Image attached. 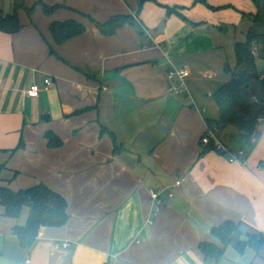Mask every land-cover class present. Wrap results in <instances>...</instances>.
I'll list each match as a JSON object with an SVG mask.
<instances>
[{
	"label": "crops",
	"instance_id": "0c3cea01",
	"mask_svg": "<svg viewBox=\"0 0 264 264\" xmlns=\"http://www.w3.org/2000/svg\"><path fill=\"white\" fill-rule=\"evenodd\" d=\"M254 1L0 0L2 15L19 5L20 23L0 29V186L43 183L66 198L69 215L23 248L13 229L28 211L7 217L0 205V264H264V244L227 246L217 263L199 249L223 246L211 230L225 221L264 233V121L251 146L233 127L219 131L231 152L244 151L239 161L201 141L238 42L230 63L216 35L252 22ZM120 16L129 20L111 35L97 26ZM68 20L85 31L58 44L50 26ZM169 60L189 71L204 112L168 91ZM33 83L37 97L27 95ZM48 132L60 146L48 145ZM180 179L153 216L150 191Z\"/></svg>",
	"mask_w": 264,
	"mask_h": 264
},
{
	"label": "trees",
	"instance_id": "16d2710c",
	"mask_svg": "<svg viewBox=\"0 0 264 264\" xmlns=\"http://www.w3.org/2000/svg\"><path fill=\"white\" fill-rule=\"evenodd\" d=\"M144 1L139 0V7ZM194 1L204 3V0ZM18 7L19 5H16L11 14L0 13L2 31L13 33L19 30L20 23L16 12ZM261 17L262 10L259 8L252 16V21L264 24ZM128 20L129 17L126 16L112 17L107 23L103 25L97 23V26L104 35H111ZM50 31L59 44L83 33L85 27L80 22L68 20L52 23ZM254 48L257 49L258 56L253 54ZM234 55V64L232 66L226 64L224 67L230 78L212 95L218 107V119L213 127L218 131L233 127L251 146V138L257 133L260 122L264 121V32L253 29L247 31L243 41L235 42ZM259 61L263 64L261 68L258 65ZM254 83L257 84L256 91L249 93ZM46 137L50 147H57L62 143L52 132L46 133ZM20 146L21 143L18 148ZM4 167L5 165H0V172ZM0 205L4 209L3 214L12 218H19L24 208L28 209L25 224L15 226L13 229V234L23 248H30L46 227H61L69 218L66 198L43 183L18 191L0 186ZM211 234L223 246L201 242L199 249L206 261L215 263L221 259L227 246H233L238 252H243L246 247L259 252L264 244V233L254 231L243 234L240 224L233 221H225L214 227ZM243 235L247 236V239H244Z\"/></svg>",
	"mask_w": 264,
	"mask_h": 264
},
{
	"label": "built area",
	"instance_id": "2783aa9c",
	"mask_svg": "<svg viewBox=\"0 0 264 264\" xmlns=\"http://www.w3.org/2000/svg\"><path fill=\"white\" fill-rule=\"evenodd\" d=\"M253 54L255 56H258L257 49L254 48ZM170 62V68L167 71V80L169 81L168 85V91L170 93L174 94H182L187 93V97L192 102V107L200 112H204L205 108H199L198 105L195 103V101L192 98V95L190 93L187 78L189 77L190 73L187 69L177 66L174 64L171 60ZM51 83V78L46 77L44 79V89L49 88V84ZM41 88L37 83H33L30 88L27 91V95L30 97H37L39 95ZM219 131L215 127H208L205 134L202 136L201 141L203 144H208L212 146V148L220 151L221 153L227 154L230 156L229 160L231 162L239 161V158L244 154L243 150H238L236 153H233L230 151L228 146L222 142V140L219 137ZM246 164V162H245ZM182 180H177L175 184L172 187H164L162 189H158L156 191H150V197L152 204L154 205V211L152 213L153 216H156L160 207L163 205V193L167 192L169 196H173L172 188L175 186H178L181 184ZM148 223H152V218L147 219Z\"/></svg>",
	"mask_w": 264,
	"mask_h": 264
},
{
	"label": "rangeland",
	"instance_id": "374dc122",
	"mask_svg": "<svg viewBox=\"0 0 264 264\" xmlns=\"http://www.w3.org/2000/svg\"><path fill=\"white\" fill-rule=\"evenodd\" d=\"M254 2H256L258 7L262 10V17L261 18L264 20V0H255ZM250 29L256 30L258 32H264V24L254 22V21L251 22L250 19L246 17V18L242 19V22L237 23V25L235 27H234V25L226 27V29L224 31H221L216 35L217 42H219L224 47L228 46L227 47L228 49L226 52L229 53L228 54V58H229L228 60L230 63L234 59H233L232 52L231 51L229 52V50H231L229 46L231 44H233L235 41L243 40L245 33H247V31ZM258 65L261 68L263 64L261 61H259ZM221 73H223L222 70H221ZM256 85H257L256 83H254L252 85V88L249 90V93L256 91ZM25 211H28L27 208H24L23 213Z\"/></svg>",
	"mask_w": 264,
	"mask_h": 264
},
{
	"label": "water",
	"instance_id": "95a60500",
	"mask_svg": "<svg viewBox=\"0 0 264 264\" xmlns=\"http://www.w3.org/2000/svg\"><path fill=\"white\" fill-rule=\"evenodd\" d=\"M42 119H47L48 118V115L44 114L41 116ZM240 230L242 232H247L248 231V227L246 225H240Z\"/></svg>",
	"mask_w": 264,
	"mask_h": 264
}]
</instances>
